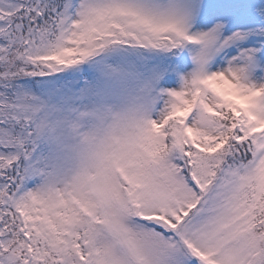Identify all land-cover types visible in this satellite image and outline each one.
I'll list each match as a JSON object with an SVG mask.
<instances>
[{
    "label": "snow or ice",
    "instance_id": "obj_1",
    "mask_svg": "<svg viewBox=\"0 0 264 264\" xmlns=\"http://www.w3.org/2000/svg\"><path fill=\"white\" fill-rule=\"evenodd\" d=\"M0 264H264V0H0Z\"/></svg>",
    "mask_w": 264,
    "mask_h": 264
}]
</instances>
